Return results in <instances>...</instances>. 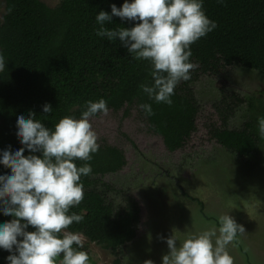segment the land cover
Returning a JSON list of instances; mask_svg holds the SVG:
<instances>
[{"label":"trees","instance_id":"1","mask_svg":"<svg viewBox=\"0 0 264 264\" xmlns=\"http://www.w3.org/2000/svg\"><path fill=\"white\" fill-rule=\"evenodd\" d=\"M113 3L119 7L123 0H61L56 7L42 0H5L0 17V51L7 59L0 73V149L22 147L16 135L19 114L27 116L31 110L45 126L54 127L64 115L79 117L85 101L104 98L109 113L118 118V132L129 143L135 140L124 127L135 120L146 134L158 137L167 151L177 152L198 131L201 107L192 85L199 74L216 76L234 65L264 72V0H226L224 4L204 0L206 14L217 28L191 45L190 60L198 65L191 79L176 86L172 105L149 101L138 87L151 81L149 62L134 59L118 38L108 41L96 35V13H110ZM137 22L113 16L105 26L132 27ZM141 102L151 103L154 115L145 116L137 108ZM245 102L243 96L223 90L212 105L216 120L206 125L210 139L241 159L252 156L263 141L253 121L229 128L231 117ZM45 103L51 104V113H43ZM123 141L98 137L99 150L88 161L92 173L81 176L84 199L70 209L84 216L70 230L109 250L112 264H125L124 248L137 238L143 214L136 198L127 195L116 209L96 187L112 189L100 177L128 166ZM9 171L0 165V174ZM11 218L0 212V222ZM84 249L90 253L87 246ZM7 255V250L0 249V264H7Z\"/></svg>","mask_w":264,"mask_h":264},{"label":"clouds","instance_id":"2","mask_svg":"<svg viewBox=\"0 0 264 264\" xmlns=\"http://www.w3.org/2000/svg\"><path fill=\"white\" fill-rule=\"evenodd\" d=\"M203 5L204 0H123L119 7L111 4L110 13H96V35L108 41L118 38L134 59L147 60L151 81L139 84V89L149 101L172 105L176 86L190 80L198 66L190 60L191 45L217 28ZM113 16L138 22L106 27ZM6 62L0 51V73ZM42 108L45 114L53 111L50 103ZM137 108L145 116L154 115L149 102ZM108 113L107 101L100 98L85 101L79 117L64 115L54 127L45 126L31 110L17 116L22 147L0 149V165L10 169L0 174V212L12 217L0 222V249L9 253L7 264H90L86 237L69 227L84 216L70 209L84 199L81 176L92 173L88 161L100 147L92 118ZM257 121L264 138V115ZM77 160L84 163L78 166ZM246 232L229 212L219 214L217 222L189 233L179 244L176 235L167 237L170 251L162 256V264H234L230 246L240 247ZM244 252L251 254V249L245 246Z\"/></svg>","mask_w":264,"mask_h":264},{"label":"rangeland","instance_id":"3","mask_svg":"<svg viewBox=\"0 0 264 264\" xmlns=\"http://www.w3.org/2000/svg\"><path fill=\"white\" fill-rule=\"evenodd\" d=\"M42 1L51 7L61 2ZM5 9V0H0V17ZM192 88L201 107L198 131L177 152L167 151L158 137L146 134L135 120L124 127L135 140L132 145L118 132L116 116L108 113L92 119L98 137L106 135L116 143L124 140L129 160L122 171L100 177L112 189L101 185L97 189L105 192L116 209L127 195L136 198L142 208L137 238L124 248L125 264H145L147 260L162 264V256L170 251L167 237L176 235L179 244L226 212L247 231L240 247L230 246L234 264H264V138L252 156L241 159L210 139L206 128L216 120L212 105L223 90L246 99L231 117L230 129L241 128L247 121L258 124L257 117L264 115V72L228 66L216 76L199 74ZM85 246L90 250V264H112L109 250L87 239ZM245 246L251 254L244 252Z\"/></svg>","mask_w":264,"mask_h":264}]
</instances>
